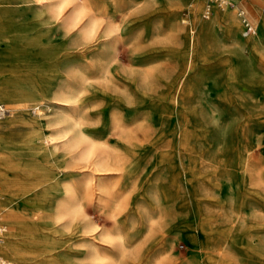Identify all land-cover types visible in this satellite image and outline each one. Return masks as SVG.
Returning a JSON list of instances; mask_svg holds the SVG:
<instances>
[{"label":"rangeland","instance_id":"1","mask_svg":"<svg viewBox=\"0 0 264 264\" xmlns=\"http://www.w3.org/2000/svg\"><path fill=\"white\" fill-rule=\"evenodd\" d=\"M191 1L194 6L183 3L170 24L161 5L138 17L130 0H84L88 14L118 26L120 35L108 45L115 46L117 68L135 83L118 82L124 73L116 67L100 78L96 49L101 45H93L79 49L73 63L91 73L75 103L55 98L57 91L73 89L60 80L50 87L18 85L13 99H0L6 108L1 134L11 132L19 140L31 129L30 121L39 119L38 128L50 135L54 129L43 126L45 120L72 113L80 132L123 164V170L102 174L94 170L92 156L65 170L75 183L95 180L91 190L81 188L77 194L84 219L52 221L42 230V241L70 264H87L80 245L89 238L99 259L95 264H149L155 256L173 264H264V90L236 86L241 81L236 73L246 64L264 69L259 55L264 50V0H231L242 45L237 47L225 24L216 20L193 50L189 42L191 33L196 40L197 30L189 28L191 16L211 22L222 10L213 5L215 10L203 18V0ZM237 7L246 12L255 34H244ZM30 17L24 15L26 23L17 32L0 25V77L14 62L10 57L18 64L51 62L48 55L63 42L57 30L45 47L35 46ZM255 38L261 50L254 49ZM241 138L250 143L249 150L239 151ZM25 158L36 172L22 179L27 186L49 166L38 167L32 155ZM45 179L38 189L50 192L55 204L63 192ZM98 182L106 192L97 189ZM38 205L35 200L25 210L29 221L37 218ZM87 219L101 230L86 237L80 230ZM100 231L118 237V246L100 239Z\"/></svg>","mask_w":264,"mask_h":264},{"label":"bare ground","instance_id":"2","mask_svg":"<svg viewBox=\"0 0 264 264\" xmlns=\"http://www.w3.org/2000/svg\"><path fill=\"white\" fill-rule=\"evenodd\" d=\"M223 1L225 2L222 4L223 6L221 8L217 7L222 10L221 13L215 12V18L213 17L211 22H202L197 15L191 16L190 23L192 25L190 24L189 28L192 26L197 30L195 41L191 33L189 46L192 50L199 43V36L202 34L203 36L207 35L211 31L212 22L216 20H220L225 24L227 31L234 37L237 47L243 44L237 36V22L233 10L235 3L231 0ZM185 2L191 8L194 6L191 0H130V3L136 7L138 17L148 13L151 15L149 9L152 7L163 6L166 9L165 17L170 24L177 17L178 8ZM25 14H29L31 16L29 21L34 22L33 27H31L33 32L30 33H33L31 37L36 43L32 41L33 43L30 45L35 43V46H42L44 43L51 41L54 37V31L57 30L61 32L63 42L48 55L49 58H53L51 62L35 64L31 60H27L25 64H23L24 62L18 64L14 57H10L9 60L14 62L6 67L7 71H5L4 76L0 77V99H13L14 93L12 90L18 85L50 87L53 83H57V80H60L66 81L64 83H67V85L71 83L73 89L57 91L55 98L65 103H75L78 97V88L89 83L91 73L85 71L80 65L76 66L73 63L79 60V49H85L93 45H101L100 49L98 47L96 49L100 59L99 64L96 65L100 78L103 71L111 67L115 69L116 67L117 72L124 73L118 76V82L124 84L127 82L135 83L133 77L129 78L125 74L126 70L117 68L115 46L108 45L110 40L120 35L116 28L118 26L115 27L113 23L97 20L90 13L88 14L84 7V0H0V25H4L6 31L11 33L20 31L19 27L26 23L23 20ZM182 21L185 22V19H182ZM256 40L253 43L254 49L261 50L260 39ZM259 55L264 58V50L259 52ZM45 56L48 57L47 54ZM70 59L72 61H69ZM249 66L246 64L236 73L241 78L236 86L240 90L244 88L264 90V69ZM1 69L3 68L1 67ZM56 88L59 89L57 86ZM12 108L16 109L17 107L13 105ZM4 109L5 113L6 108L4 107ZM40 113V111L37 112V114ZM63 122H65L64 125H62ZM29 124L31 129L22 133L19 140L15 136L12 139L11 132L0 133V219L4 221L0 224V260L2 264H70L71 262L67 261L69 258L60 257L58 253L51 250L50 245L42 241V230L45 224L52 221L64 218H69L72 221L74 219L80 220L79 217L84 219L85 215L81 213L77 194L81 188L86 191L91 190L92 183H95V180L91 182L86 177L83 182L75 183L65 177V170L76 168V163L81 160H88L92 156L95 157L93 160L94 170L102 171V174L113 170H123L124 167L119 158L114 159L110 156V151L107 148L97 147L82 131L80 132L79 122L75 116L73 117L72 113L66 112L57 118H47L43 126L53 127L54 130L50 135L44 132L43 127L38 128L39 119H32ZM242 141L243 143L239 145V151L249 150L251 148L250 143L241 138ZM27 155H32L37 161H40L38 167L39 165L49 166V171L48 173L42 171V174L38 171L41 175L37 176L39 179L34 180V182L30 181L25 186L26 180L23 181L22 179L26 174L36 173L35 169L30 168V164L27 163L25 158ZM46 176H48L49 181L51 180L50 184L54 186V189L63 192V195L55 204H53V201L56 198L50 192L38 189L46 184ZM96 185L101 193L107 191V187L100 185L99 182ZM9 196L13 199L7 200ZM35 200L40 205L34 207L38 213L36 214L37 218L32 222L26 217L25 210ZM82 227L84 228L80 231L86 237L101 230L98 228L99 225H93L89 219L85 220ZM22 234H25L26 237L29 236V238L19 240L17 236ZM99 237L103 241L113 242L115 247L118 246V237L110 236L104 231L99 232ZM89 240L87 243L83 242L80 245L84 247V254H86L83 260L87 264H95L99 259ZM3 251L8 256H4ZM10 257H14L21 262L19 263ZM106 264L116 263L110 260ZM149 264L173 263L164 257L155 256Z\"/></svg>","mask_w":264,"mask_h":264},{"label":"built area","instance_id":"3","mask_svg":"<svg viewBox=\"0 0 264 264\" xmlns=\"http://www.w3.org/2000/svg\"><path fill=\"white\" fill-rule=\"evenodd\" d=\"M225 2L223 0H203V8H202V17L208 18L212 11H213V5L216 7L221 8ZM237 15L240 18V21L243 26V31L245 35H253L256 33V29L254 25L251 23L249 18L246 15V12L242 8L237 7ZM4 107L0 105V116L4 114ZM0 264H2V261L0 260Z\"/></svg>","mask_w":264,"mask_h":264}]
</instances>
